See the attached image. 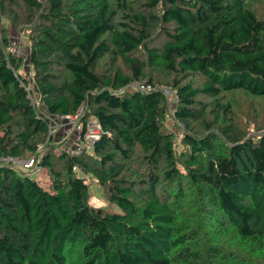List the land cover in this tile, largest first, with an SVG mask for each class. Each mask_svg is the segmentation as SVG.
I'll return each instance as SVG.
<instances>
[{"label": "trees", "instance_id": "trees-1", "mask_svg": "<svg viewBox=\"0 0 264 264\" xmlns=\"http://www.w3.org/2000/svg\"><path fill=\"white\" fill-rule=\"evenodd\" d=\"M133 81L153 89L116 93ZM235 92L264 98V0H0V155L45 144L51 180L0 166V264H264V122L242 126ZM82 105L101 138L56 155L52 116Z\"/></svg>", "mask_w": 264, "mask_h": 264}, {"label": "built area", "instance_id": "built-area-1", "mask_svg": "<svg viewBox=\"0 0 264 264\" xmlns=\"http://www.w3.org/2000/svg\"><path fill=\"white\" fill-rule=\"evenodd\" d=\"M7 51L11 55L20 56L21 49L17 41L9 42ZM24 77V76H23ZM25 79V86L29 92V96L34 103L32 92L34 91L31 83ZM152 85L144 82L133 81L125 87L116 91L117 94H123L126 90H136L141 92L151 91ZM159 89L164 93L168 99L169 107L173 102H178V94L168 87L161 86ZM85 115V105L80 106L75 114H54L49 125L48 138L46 143L50 140L56 132L61 133V137L66 140L61 146V150L69 155H80L87 149H91L93 144L98 141L103 133L102 126L97 118H90L85 123L83 117ZM109 134V133H108ZM178 135L182 137L183 132ZM45 144H40L35 152L29 157H17L10 154L0 155V166H11L17 171L27 173L32 177L36 174L35 180L42 186L46 181L45 168L40 165L45 151ZM75 171L79 170L78 166H74ZM50 179L49 175L47 174Z\"/></svg>", "mask_w": 264, "mask_h": 264}, {"label": "rangeland", "instance_id": "rangeland-1", "mask_svg": "<svg viewBox=\"0 0 264 264\" xmlns=\"http://www.w3.org/2000/svg\"><path fill=\"white\" fill-rule=\"evenodd\" d=\"M142 1V0H140ZM5 26H8V23L4 21ZM14 33V32H13ZM15 40L17 41L18 46L22 50V52L25 53V49L27 47L26 45V38L24 35V30H18L15 32V34H12L10 37V41ZM21 74L29 81L34 89L32 92V97L34 99V103L39 102V96L35 89L34 82L32 80V75L30 71V67L28 66L27 60L24 59L22 67H21ZM164 87H168L170 90L173 91L172 88L167 86L166 84L162 85ZM221 101L224 103H229L230 107L233 110H237L238 114V120L241 122L242 126L244 128H248L250 133H253L256 131L257 127L261 125L264 122V98L259 97H253L250 95H247L243 92H235V93H229L221 98ZM178 102H173L170 107H168V119H167V129L168 131L172 132L176 136L177 144V150H181V144L180 140L181 137L178 135L179 132L185 131L184 125L174 118V111L177 107ZM53 137L55 139H58L56 142L61 143L57 148L55 149V154L60 155L59 151L61 150V145L65 142V140L61 137V134L59 132H56ZM180 144V145H179ZM46 174V181L43 186H49L51 184V180L48 178L47 169L45 170ZM49 175V174H48ZM86 177V175H84ZM32 177L35 179L36 174H33ZM50 177V176H49ZM88 177V176H87ZM88 185L90 188V204L93 207H104L107 210L110 211H119V208L116 207L113 204H110L106 201V199L103 197V191L101 187L95 183L91 177L87 178Z\"/></svg>", "mask_w": 264, "mask_h": 264}]
</instances>
